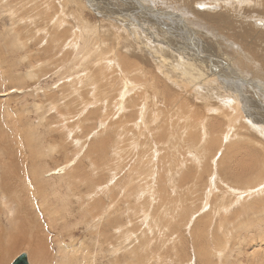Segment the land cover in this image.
Returning a JSON list of instances; mask_svg holds the SVG:
<instances>
[{
    "label": "rangeland",
    "instance_id": "1",
    "mask_svg": "<svg viewBox=\"0 0 264 264\" xmlns=\"http://www.w3.org/2000/svg\"><path fill=\"white\" fill-rule=\"evenodd\" d=\"M199 3L210 9L196 16ZM262 4L264 0H0V264H10L21 253L34 264L64 259L63 264H205L198 256L202 251L212 255L214 264H264V208L246 218L228 193L238 186L218 176L240 183L245 189L236 195L243 198L255 180L264 181V137L245 122L254 124V112L264 118V48L253 42L264 36V25L255 23L264 24ZM208 54L220 66L215 65L213 87H205H218L220 93L235 88L240 114L228 105L222 109L234 118L228 127L221 115L211 113L206 130L215 132L199 141L207 142L200 157L186 127L205 115L208 102L184 94L172 78L159 73H171L167 64L179 57L204 64L200 60ZM114 59L120 67L109 72ZM102 71L106 75L98 74ZM203 73H210L209 68ZM123 84L130 91L127 98L135 99L126 102L125 117L117 108ZM211 139L222 144L217 155ZM187 150L197 158L193 163L203 162L199 171ZM147 165L156 168L154 193L152 200L140 203L138 195L122 194V183L130 169ZM22 169H36L42 185L41 190L34 186L38 195L29 198L39 216L36 232L7 219V213L21 216L30 209L6 201L8 193H26L15 177ZM41 170L48 172L42 175ZM208 176L215 177L210 187ZM28 181L33 184L30 175ZM92 190L96 196L88 198ZM57 197L69 202L70 214L49 222L41 199L53 202ZM112 199L117 203L113 219H101L100 214L110 212L106 207ZM8 230L22 235L7 241ZM58 242L69 250L64 258ZM223 246L225 253L218 258Z\"/></svg>",
    "mask_w": 264,
    "mask_h": 264
},
{
    "label": "bare ground",
    "instance_id": "2",
    "mask_svg": "<svg viewBox=\"0 0 264 264\" xmlns=\"http://www.w3.org/2000/svg\"><path fill=\"white\" fill-rule=\"evenodd\" d=\"M194 1V0H193ZM227 1V0H226ZM234 1V0H233ZM235 1H237V0H235ZM240 1V0H239ZM199 2V1H198ZM262 2V1H261ZM188 3H189V1H188ZM237 3V2H236ZM244 3V2H243ZM246 3H247V1H246ZM255 3V2H254ZM195 4V3H194ZM200 4H203V3H199V5H196V8H197V10H201L200 12H198V13H196V16H198V15H201V14H205L206 12H207V10H209L210 8H208V5L207 4H203V5H200ZM228 4V3H227ZM232 4H234V3H232ZM259 4V3H258ZM223 5H226V4H223ZM237 5V4H236ZM235 5V6H236ZM248 5H250V4H248ZM262 5H264V4H262ZM229 6V5H228ZM243 6H244V4H243ZM259 6V5H258ZM226 7V6H225ZM233 8V7H232ZM256 10V9H255ZM263 10V9H262ZM195 11V10H194ZM263 12V11H262ZM257 14V13H256ZM262 14V13H261ZM260 15H258V17H259ZM234 17H236V16H234ZM245 17H246V15H245ZM262 17V16H261ZM77 18H78V16H76L75 17V19L77 20ZM199 18H201V17H199ZM203 18V17H202ZM74 19V18H73ZM79 19V18H78ZM240 19V18H239ZM238 19V20H239ZM248 19V18H247ZM254 20V19H253ZM56 21H59V18L56 20ZM54 22V21H53ZM54 23H56V22H54ZM75 23V22H74ZM236 23V22H235ZM242 23V22H241ZM240 23V25H242ZM255 23H257V25L258 24H261V25H264L263 24V22H261V21H255ZM233 24V23H232ZM56 25H57V23H56ZM236 25V24H235ZM239 25V24H238ZM244 25V24H243ZM242 25V26H243ZM84 26H85V24H84ZM232 27V26H231ZM239 27H241V26H239ZM88 28V27H87ZM233 28V27H232ZM234 28H235V26H234ZM240 29V28H239ZM239 29H238V31H239ZM93 29H91V28H88L87 29V34H88V36L89 35H92L91 33H93V31H92ZM224 30V29H223ZM242 30H243V28H242ZM231 31V30H230ZM229 31V32H230ZM240 31H241V29H240ZM244 31V30H243ZM247 31H249V30H247ZM246 31V32H247ZM261 32V31H260ZM75 33V32H74ZM85 33V32H84ZM85 33V34H86ZM232 33V32H231ZM239 33V32H238ZM237 33V34H238ZM241 33V32H240ZM245 34V33H244ZM97 35H99V33L97 34ZM246 35V34H245ZM251 35V34H250ZM75 36L76 35H73V38L72 39H74L73 40V42H75ZM239 36V35H238ZM95 37V36H94ZM93 37V38H94ZM253 37V36H252ZM241 38H247V36H244L243 35V37H241ZM250 38V37H249ZM71 39V40H72ZM95 39V38H94ZM236 39V38H235ZM243 40V39H242ZM241 40V41H242ZM246 39H244L243 41H245ZM238 41H239V39H238ZM246 42V41H245ZM253 42H259V43H262V44H264V36H263V34L262 35H259V36H257L255 39H254V41ZM261 44V49L263 50V48H264V45H262ZM186 51H188V50H186ZM196 52V51H195ZM197 53V52H196ZM73 54V53H72ZM75 54V53H74ZM84 54H85V52H84ZM200 55V54H199ZM209 55V54H208ZM208 55H205L206 56V60H200L202 63H204V64H199V63H197L196 61H194V60H191V61H184L182 58H177V59H175L174 60V62H171L170 64H167V65H169V67L171 68V73H170V70H169V72H164V71H160V73H159V75L161 74V76H163L166 80H169V79H171L172 78V83L175 85V86H179V89L181 88L182 89V92L185 94V93H187V94H189V95H193V96H195L197 99H199V100H197V101H200V100H202V101H204L205 103L206 102H208V103H206V105L203 107V109H204V113H205V115L202 117V118H200V117H196V118H194V120H195V123L192 125V122H191V124L189 123V125L186 127V129H187V134H189L192 138H195L194 140H196V142H191V145H194V146H192V147H196V148H198L199 149V156L201 157V155L203 154V157H204V154L207 152V148H206V146H205V144L207 143H200L199 141L201 140V138L203 137V136H206V135H210V133L212 132V130H211V132H208L207 130H206V126H207V123H208V121H209V118L211 117L210 115H212L211 113H213V115L214 114H216V115H221L222 116V118H224L225 120H226V124L228 125V127L231 125V124H234V118H231V117H229V116H226V115H224L223 113H222V109L223 108H225L224 110H226V106L228 105V106H231V107H233V109L232 110H234V112H236L238 115L240 114V112H239V106H238V102H240V99H238V96H237V94H236V92H233L232 90H234L235 91V88L234 89H232V90H229V89H226L227 91L224 93V92H222V93H220L219 92V90L217 89H213V88H211V89H207V87H205L206 85H208V84H210L212 81H214V79H213V76H214V72H215V70H216V67H215V65L217 66V65H219V64H217V63H215L216 61L214 60V59H216V58H214V57H212V56H208ZM200 57V56H199ZM202 57V56H201ZM198 58V57H197ZM86 60V59H85ZM120 60V59H119ZM199 60V59H198ZM115 61H116V59H114V60H111V62L108 64L109 66H108V68L106 69L107 71H109V72H112V71H114L115 70V67L116 68H118L119 69V67H120V64L118 63V64H116L115 63ZM83 63V62H82ZM107 63V62H106ZM195 64H198V66L199 67H196V65ZM106 66V65H105ZM220 66V65H219ZM261 66V65H260ZM206 67H208L209 68V72L210 73H208V74H204L203 72L205 71V68ZM213 67H215V68H213ZM163 68V67H162ZM243 68V67H242ZM165 70H166V68H164ZM163 69V70H164ZM215 69V70H214ZM161 70V69H160ZM85 71V70H84ZM242 71V70H241ZM178 73V74H175V73ZM256 72V71H255ZM103 73V74H102ZM102 73H100V72H98V74L99 75H106V74H104V72L102 71ZM87 74V73H86ZM85 74V75H86ZM182 76H185V77H189V80H184V79H182L181 77ZM218 76V75H217ZM76 77V76H75ZM80 77H82V76H80ZM88 77H90V76H88ZM87 77V78H88ZM200 77H203V78H201V80L202 81H200L199 79H200ZM78 78H79V76H78ZM77 78V79H78ZM173 78H175L174 80H173ZM220 78H222V77H220ZM82 79H86V78H82ZM91 79V78H90ZM213 79V80H212ZM75 80V79H74ZM164 80V79H163ZM81 82V80H78L77 82ZM87 81V80H86ZM100 81V80H99ZM176 81V82H175ZM196 81H197V83H196ZM198 81H200L201 83H199L198 84ZM79 82V83H80ZM129 82V81H128ZM130 82H131V80H130ZM128 83V84H131V83ZM195 82V83H194ZM127 83V82H126ZM190 84H192L193 85V87L196 89V91L195 92H193L192 91V89H191V85ZM195 84H198V85H195ZM212 84V83H211ZM210 84V85H211ZM132 85V84H131ZM131 85H129V86H131ZM200 85H204V88H201L200 87ZM123 86H124V84H123ZM177 86V87H178ZM212 86V85H211ZM154 87V86H153ZM213 87V86H212ZM77 88H78V86H77ZM133 89V88H132ZM180 89V90H181ZM203 89V90H202ZM220 89V88H219ZM216 92H215V91ZM130 93V91L128 90V88H126L125 86H124V92L121 94V96L120 97H118L119 98V101H118V105H117V108H118V111L119 112H122L121 114H123V117H125L124 116V112H125V110H127V106H126V108H125V105H126V102H132V101H135V99L133 98V99H130V98H127V96L128 95H130L129 94ZM179 94V93H178ZM152 95V94H151ZM187 96V95H186ZM151 98V97H150ZM164 99V98H163ZM146 100V99H145ZM195 100V99H194ZM215 101V100H218L217 101V105H214V104H210V102L211 101ZM175 101V100H174ZM182 101V100H181ZM181 101H179V104H180V102ZM213 101V102H214ZM171 102V101H170ZM213 102H211V103H213ZM218 102H220V103H218ZM145 103V102H144ZM124 104V105H123ZM131 104V103H130ZM141 104H143V103H141ZM174 104V103H173ZM172 104V105H173ZM198 104V103H197ZM216 104V103H215ZM132 105V104H131ZM151 105V104H150ZM149 105V106H150ZM124 106V107H123ZM144 106H145V104H144ZM188 106V105H187ZM192 106V105H191ZM136 107V106H135ZM152 107H154V106H152ZM172 107V106H171ZM140 108H141V106H140ZM151 108V107H150ZM140 110V109H139ZM142 110V109H141ZM148 110H149V108H148ZM178 110V109H177ZM171 111V110H170ZM202 111V110H201ZM126 112H128V111H126ZM199 112V111H198ZM152 113V112H151ZM187 113H189V111H187ZM226 113V112H225ZM257 112H254L253 114L254 115H252V116H257V118H254V119H256L253 123L254 124H252V121H251V119H249V121L250 122H248V121H245V122H247V126L248 127H250L251 129H253V130H255L256 132H258L260 135H261V137H264V118L262 117V115L260 114H256ZM119 114V113H118ZM164 114H165V112H164ZM181 115V111L177 114V116L178 115ZM196 114V113H195ZM200 114H201V112H200ZM143 115H144V113H143ZM159 115V114H158ZM183 115V114H182ZM190 115V114H189ZM212 115V116H213ZM147 116H148V114H147ZM152 116V115H151ZM154 116V115H153ZM185 118H187V120H192L191 118H193V117H187L186 115H183ZM182 116V120L184 121L185 120V118ZM136 117V116H135ZM149 117V116H148ZM129 118V117H128ZM168 118H169V116H168ZM158 119V118H157ZM248 120V119H247ZM120 121V120H119ZM177 121H179V119L177 120ZM238 121V120H237ZM236 121V122H237ZM243 121V122H244ZM122 122V121H121ZM153 122H156V119L154 118L153 120H151L150 122H148V124L149 123H152L153 124ZM179 122H181V121H179ZM189 121H187L186 122V124L188 123ZM120 123V122H119ZM182 123V122H181ZM185 124V123H184ZM183 124V125H184ZM186 124H185V126H186ZM211 124H213V123H211ZM218 124V123H217ZM99 125V124H98ZM123 125H125V124H123ZM178 125V124H177ZM214 125V124H213ZM135 126V125H134ZM185 126H182V129H184L185 128ZM211 126V125H210ZM121 127V126H120ZM180 127V126H179ZM219 127V126H218ZM122 128H124V127H121V128H119V130L121 131L122 130ZM154 128V127H153ZM160 128H162V127H160ZM157 129V128H156ZM156 129H154V130H156ZM163 129V128H162ZM163 131H164V129H163ZM157 132H158V129H157ZM160 132V131H159ZM215 132V131H214ZM214 132H212V133H214ZM217 133H219V132H217ZM141 134V133H140ZM157 134V133H156ZM185 132H183V134L181 133V135H183L184 137L187 135ZM129 136H131V135H129ZM140 136V135H139ZM131 138H132V136H131ZM130 138V139H131ZM211 140H213V142L210 144V146L211 145H213L212 146V148L214 147V149L215 150H213V154L215 155L217 152H219V150L220 149H222L221 148V143L219 142V141H217V140H215V139H211ZM210 140V141H211ZM262 140H264L263 138H262ZM131 141V140H130ZM209 141V142H210ZM260 144L263 146V148H264V142L263 143H261L260 142ZM133 145V144H132ZM152 146V145H151ZM188 147H190V144L189 143H187V149H188ZM139 148V147H138ZM194 149V148H193ZM188 151V150H187ZM186 151V152H187ZM210 151H212V150H210ZM187 155H190V156H188V158H189V161H191V163L192 164H196L195 166H196V168H197V170L199 171L200 169L199 168H201V165L203 164V162L202 161H200V160H198L197 162H194L193 163V161H195V160H197V158L194 156V155H191V153L188 151L187 153H186ZM220 154V153H219ZM97 155V154H96ZM95 155V156H96ZM154 155L155 156H157L156 155V153L154 152ZM154 155H153V157H154ZM214 155H212L209 159H208V161H210V162H212L213 161V158H214ZM217 155V154H216ZM223 158H225V157H223ZM229 158H231V157H229ZM156 159V158H155ZM227 160H229V159H227ZM151 162V161H150ZM185 163V162H184ZM229 163V162H228ZM155 164V163H154ZM180 164V163H179ZM213 164V163H212ZM143 165V164H142ZM141 166V165H140ZM140 166L139 167H135L134 169H130L131 171L128 173V176L126 177V181H124L123 183H122V194L123 195H125L126 197H129V196H131V195H133V194H135V195H138V197H137V199L140 201V203H142L143 202V200L145 199V198H147L148 199V197L150 198V195L152 196L153 195V189H152V185H153V181H154V179H156V175H157V172H155V169H154V171H153V168H154V165L152 166L151 165V167H148L149 165H147L146 167H143V168H140ZM179 166H181V167H184V164L183 165H179ZM24 168V167H23ZM241 168V167H240ZM224 169H226L225 167H224ZM242 170V169H241ZM129 171V170H128ZM197 171V172H198ZM48 171H43V170H41V173H42V175H44L45 173H47ZM62 172V171H61ZM3 173H4V175L6 176L7 175V171L6 170H3ZM20 173H21V175L20 174H16L17 176H15L19 181L20 180H22V187H23V189L24 190H26V193H17V191H14L13 193H8L7 194V196H6V201L9 203V204H15V206H16V208H19V206L20 205H22L23 203H26V204H28V205H30V209H29V211L28 210H26L25 211V213L23 214V215H17V216H15V213L14 214H9V213H7V219H8V221H11L12 222V225H15V224H23V225H25L26 227H27V230H28V232L30 233L31 231H32V229L36 232L37 230H38V223H39V216H38V212L36 211L35 212V205H33L32 204V202L30 203V195H31V197L34 199V196H35V194L36 195H38L37 194V191H36V189L37 190H41L42 189V185L40 184V180L39 181H37V178L39 177L38 176V172H37V170L36 169H33L32 171H27L26 169H22L21 171H20ZM243 173V172H242ZM198 174V173H197ZM221 174V173H220ZM220 174L218 175L219 177H224L226 180H228L232 185H234V186H238L237 188H234V189H231V190H229L228 189V191H230V192H228V193H231L232 195H233V198L234 199H236L235 201H234V204H239V205H241V210H242V213L244 214V216L247 218V216H251V217H254L256 214H257V211L259 210V208L262 206L263 208H264V181H260V179L261 178H259L258 180H255L254 181V187H253V189H249V190H246V192H248L249 191V196L247 197H245V198H243V197H238L237 195H236V193L237 194H239L240 192H238V191H241V189H245V188H243V187H240V183H235V182H233V181H230V179H227L226 178V175H224V176H220ZM29 175L31 176V180H32V182H33V184L30 182V181H28V178H29ZM41 176V175H40ZM114 175H111V177H113ZM170 176V175H169ZM172 176V175H171ZM197 176V175H196ZM178 177V176H177ZM212 177H214V176H208V186L210 187V185L212 186L213 184H212V182H214V178H212ZM167 178H169V177H167ZM184 178V177H183ZM3 179V178H2ZM240 179V178H239ZM254 179H255V176H254ZM1 180V179H0ZM210 180H213L212 182L210 181ZM262 180V179H261ZM238 182H239V180H237ZM211 182V183H210ZM215 183V182H214ZM217 183H222L225 187H227V188H229L227 185H226V183H223V182H220V181H217ZM121 184V183H120ZM210 184V185H209ZM219 184V185H220ZM71 185V184H70ZM140 185H142L140 188L139 187H137V186H140ZM242 185V184H241ZM34 186L36 187V189H34ZM57 186L58 185H56V188H57ZM118 186H119V184H118ZM135 186H136V189H135ZM172 186V185H171ZM7 187H9V185H8V183H6V185H5V187L4 188H6V190L8 189ZM92 187V186H91ZM114 187H115V185H114ZM216 187V186H215ZM215 187H214V190H216L215 189ZM3 188V191L5 192L6 190ZM168 188V187H167ZM171 188H173V187H171ZM208 189V188H207ZM213 189V188H212ZM173 189H171V191H172ZM210 190H211V188H210ZM207 191H209V189L207 190ZM3 192V193H4ZM210 192V191H209ZM211 192H212V190H211ZM210 192V193H211ZM215 192V191H214ZM173 193H174V190H173ZM206 193H208V192H206ZM209 193V194H210ZM243 193L244 192H242V195H243ZM12 194H15V198H12V196H10V195H12ZM46 194H48V193H46ZM59 194V193H58ZM167 194V193H166ZM208 194V198H209V195ZM213 194V193H212ZM212 194H211V196H212ZM230 194V195H231ZM44 195V194H43ZM56 195H57V193H56ZM61 195V194H60ZM169 196H170V194H168ZM231 195V196H232ZM244 195H246L245 193H244ZM47 196V195H46ZM96 195H95V192H94V190H92V191H90V193L88 194V198H94ZM107 196V195H106ZM239 196H240V194H239ZM263 196V197H262ZM12 198V199H10V200H8V198ZM45 197V196H44ZM54 197V196H53ZM110 197V196H109ZM52 198V197H51ZM112 198V197H111ZM49 198H47V200H48ZM98 199V198H97ZM210 199V198H209ZM251 199H254L253 200V202H249L248 200H251ZM30 200V201H29ZM47 200H45V198L44 199H41V203H40V206H41V210H42V213H43V215L44 216H46V218H47V220L49 221V222H54L55 220H56V218L54 217L55 215L56 216H58V217H60L61 215H64V214H70L69 212V210H70V208H69V202L65 199V198H62V199H60V197L58 198H56L53 202H49V201H47ZM94 200H96V199H94ZM115 199H112V201H111V203H109L108 205L109 206H107L106 208H108V210H110V212L109 213H107V214H100V218L101 219H106L108 216H110L111 214H112V210L114 209V207H115V204H117L115 201H114ZM150 200H152L151 198H150ZM257 200V202H259L260 204H262V205H256V204H254V202ZM108 201V200H107ZM137 201V200H136ZM139 201H137V202H139ZM125 202L126 203H128V201H126L125 200ZM220 202V201H219ZM98 205V204H97ZM49 207H51V208H54V211H52V209H50ZM93 208H95V207H93ZM9 209H10V207L8 208V211H9ZM21 209L22 208H20V209H18L16 212L18 213V214H21ZM225 212V211H224ZM263 212H264V209H263ZM259 213V212H258ZM261 213H262V211H261ZM228 215V213L226 212V214H225V216H227ZM83 217H85L86 218V216L84 215ZM112 219H113V216H110ZM62 218V217H61ZM250 218V217H249ZM80 219H81V217H80ZM22 220V221H21ZM220 224H222V223H220ZM251 224V223H250ZM260 224H262V223H260ZM254 227V226H253ZM264 231V230H263ZM12 234V235H11ZM16 235V236H20V235H22V234H19V233H16V231H14V232H11V230H8L7 232H6V240L8 241V240H11V238H12V236L13 235ZM44 238V237H43ZM44 241H45V239H44ZM27 245H28V247H30V248H32V246L30 245V243L29 242H27ZM76 245V244H75ZM33 246H34V242H33ZM35 246H36V244H35ZM76 246H78V245H76ZM6 247V246H5ZM57 248H58V253L64 258V256H63V254H64V251H65V249L66 250H68V248H67V246H63V247H61L60 245H59V242L57 243ZM75 250H76V247H73V250L71 251V253H73V252H75ZM225 250H226V246H223L222 248H219V250H218V253H220V254H218V258H220L221 256H222V254L223 253H225ZM69 251V250H68ZM39 253V252H38ZM69 253V252H68ZM40 254V253H39ZM58 254V255H59ZM212 254H215V253H212ZM59 255V256H60ZM70 255V254H69ZM38 256V255H37ZM72 256V255H71ZM198 256L201 258L200 259V261L202 260L205 264H214V263H211L212 262V255H210V254H208V252L207 251H202L201 253H198ZM27 257H28V261H29V264H34L33 263V261L29 258V256H28V254H27ZM65 257H66V255H65ZM68 257H70V256H68ZM73 257V256H72ZM209 258H210V261H209ZM69 259H71V258H69ZM56 260H57V258H56ZM72 260V259H71ZM70 260V261H71ZM74 260V259H73ZM69 261V262H70ZM59 262H60V260H59ZM63 263L64 262H66L67 263V259H64L63 261H62ZM57 263V262H56ZM55 263V264H56ZM63 263H59V264H63ZM71 263V262H70ZM69 263V264H70ZM41 264H43V262H41Z\"/></svg>",
    "mask_w": 264,
    "mask_h": 264
},
{
    "label": "water",
    "instance_id": "3",
    "mask_svg": "<svg viewBox=\"0 0 264 264\" xmlns=\"http://www.w3.org/2000/svg\"><path fill=\"white\" fill-rule=\"evenodd\" d=\"M10 264H29L28 257L26 253H21L16 256Z\"/></svg>",
    "mask_w": 264,
    "mask_h": 264
}]
</instances>
